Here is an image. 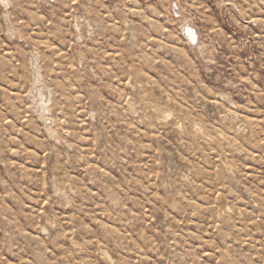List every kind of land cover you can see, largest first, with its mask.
I'll use <instances>...</instances> for the list:
<instances>
[{"label": "rangeland", "instance_id": "374dc122", "mask_svg": "<svg viewBox=\"0 0 264 264\" xmlns=\"http://www.w3.org/2000/svg\"><path fill=\"white\" fill-rule=\"evenodd\" d=\"M0 264H264V0H0Z\"/></svg>", "mask_w": 264, "mask_h": 264}, {"label": "bare ground", "instance_id": "6f19581e", "mask_svg": "<svg viewBox=\"0 0 264 264\" xmlns=\"http://www.w3.org/2000/svg\"><path fill=\"white\" fill-rule=\"evenodd\" d=\"M191 32H193L192 31V28L190 27V29H189ZM191 38L193 39V40H196L197 39V35L196 34H194V33H191ZM46 101H45V99L44 100H41L40 101V105L42 106V107H46L47 109H43V110H40L39 112H38V110H36V109H38V108H36V107H34V109L37 111V113L42 117V119L45 121V122H53V119H52V116H51V110L47 107L48 105H47V102L45 103Z\"/></svg>", "mask_w": 264, "mask_h": 264}, {"label": "built area", "instance_id": "2783aa9c", "mask_svg": "<svg viewBox=\"0 0 264 264\" xmlns=\"http://www.w3.org/2000/svg\"><path fill=\"white\" fill-rule=\"evenodd\" d=\"M184 36L187 37V34L184 33ZM188 38V37H187Z\"/></svg>", "mask_w": 264, "mask_h": 264}]
</instances>
